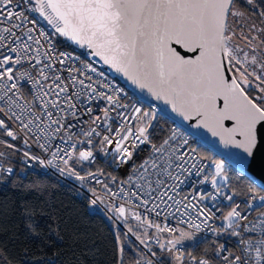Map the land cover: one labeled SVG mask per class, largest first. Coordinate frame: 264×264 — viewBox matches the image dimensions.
Masks as SVG:
<instances>
[{
  "label": "built area",
  "instance_id": "obj_1",
  "mask_svg": "<svg viewBox=\"0 0 264 264\" xmlns=\"http://www.w3.org/2000/svg\"><path fill=\"white\" fill-rule=\"evenodd\" d=\"M60 27L47 2L0 0V179L55 177L126 229L123 211L149 232L141 242L126 229L144 252L135 264H163L150 249L161 245L172 264H264V188L212 149L216 158L201 154L174 120L148 145L159 107L59 38ZM231 169L260 189H233ZM179 229L196 240H169ZM206 242L213 263L194 253Z\"/></svg>",
  "mask_w": 264,
  "mask_h": 264
},
{
  "label": "water",
  "instance_id": "obj_2",
  "mask_svg": "<svg viewBox=\"0 0 264 264\" xmlns=\"http://www.w3.org/2000/svg\"><path fill=\"white\" fill-rule=\"evenodd\" d=\"M33 1L47 2L60 19L58 36L88 49L162 115L264 188V110L234 77L225 49L233 0Z\"/></svg>",
  "mask_w": 264,
  "mask_h": 264
},
{
  "label": "trees",
  "instance_id": "obj_3",
  "mask_svg": "<svg viewBox=\"0 0 264 264\" xmlns=\"http://www.w3.org/2000/svg\"><path fill=\"white\" fill-rule=\"evenodd\" d=\"M236 1L240 0L233 3ZM229 65L242 89L264 110V86L262 90L257 87L249 68L240 69L244 73L241 75ZM169 124V118L158 116L149 130L148 145L159 142ZM196 147L203 155L217 157L203 144ZM87 169H98V163ZM103 170L107 172V168ZM226 175L235 190L260 189L237 169L227 170ZM89 204L71 186L49 175L28 171L25 176L2 177L0 264H135L144 255L143 250L116 222L99 211L90 210ZM124 225L141 242L149 236V232L132 221L127 220ZM150 249L163 264H172L166 255V245ZM194 253L214 262L208 242Z\"/></svg>",
  "mask_w": 264,
  "mask_h": 264
},
{
  "label": "rangeland",
  "instance_id": "obj_4",
  "mask_svg": "<svg viewBox=\"0 0 264 264\" xmlns=\"http://www.w3.org/2000/svg\"><path fill=\"white\" fill-rule=\"evenodd\" d=\"M237 25L239 28L236 29L237 34H235V40L230 39L228 35H225V49H226V55L228 59V63H231L237 70H239V73L242 75L244 74L242 72V68H249L248 72L252 73V77H254V81L262 90V87L264 86V79H259L258 75L262 78H264V63L262 60V53L261 50L258 48L257 41L255 40V35L250 36L248 40L250 42L248 43L246 40L243 41V33L241 30V19L240 16L237 18ZM231 33V32H230ZM62 34H59V38H62ZM257 69L258 72L255 70ZM257 73V74H256ZM259 73V74H258ZM262 84H260V83ZM264 88V87H263ZM64 175L66 177H69L67 173L64 172ZM223 176V173L221 174ZM89 209L92 211H99V209L90 202ZM118 220L121 223H126V217L125 213L122 211L121 213L115 215ZM171 241H190L194 242L196 240V237L189 231L184 229L177 230L172 236L169 237Z\"/></svg>",
  "mask_w": 264,
  "mask_h": 264
},
{
  "label": "flooded vegetation",
  "instance_id": "obj_5",
  "mask_svg": "<svg viewBox=\"0 0 264 264\" xmlns=\"http://www.w3.org/2000/svg\"><path fill=\"white\" fill-rule=\"evenodd\" d=\"M239 3L241 7H238ZM238 16L241 19L239 26L244 35L243 41L249 43L252 38L250 40L248 38L255 35L264 63V0H240L238 3L236 1V4L232 2L225 26V35H228L229 40L236 39V29L239 28L236 21Z\"/></svg>",
  "mask_w": 264,
  "mask_h": 264
},
{
  "label": "bare ground",
  "instance_id": "obj_6",
  "mask_svg": "<svg viewBox=\"0 0 264 264\" xmlns=\"http://www.w3.org/2000/svg\"><path fill=\"white\" fill-rule=\"evenodd\" d=\"M92 59L94 60L95 63L101 64L97 59H94L93 57H92Z\"/></svg>",
  "mask_w": 264,
  "mask_h": 264
}]
</instances>
